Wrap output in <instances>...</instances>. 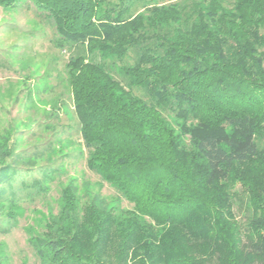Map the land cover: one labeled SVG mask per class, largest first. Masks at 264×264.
<instances>
[{
	"label": "trees",
	"instance_id": "16d2710c",
	"mask_svg": "<svg viewBox=\"0 0 264 264\" xmlns=\"http://www.w3.org/2000/svg\"><path fill=\"white\" fill-rule=\"evenodd\" d=\"M31 1L53 21L58 46L73 50L69 84L89 166L133 204L80 205L65 186L59 213L31 241L40 260L264 264V0ZM16 174L13 162L0 166V229L16 216Z\"/></svg>",
	"mask_w": 264,
	"mask_h": 264
},
{
	"label": "rangeland",
	"instance_id": "374dc122",
	"mask_svg": "<svg viewBox=\"0 0 264 264\" xmlns=\"http://www.w3.org/2000/svg\"><path fill=\"white\" fill-rule=\"evenodd\" d=\"M178 1L155 0L159 5ZM222 1L226 6L232 2ZM136 12L147 14L142 6ZM58 40L53 21L31 0L16 7L0 5V166L13 162L17 170L11 181L16 216L0 229L1 264H44L31 241L46 229L48 218L59 213L67 185L74 187L80 205L96 202L119 212L133 209L88 164L90 153L69 84L67 64L73 50L62 49ZM165 116L180 133L182 121L168 112ZM182 141L189 144L188 137ZM36 179L48 188L46 192L24 187ZM236 211L243 220L245 209L239 203ZM6 228L10 231L5 233Z\"/></svg>",
	"mask_w": 264,
	"mask_h": 264
}]
</instances>
